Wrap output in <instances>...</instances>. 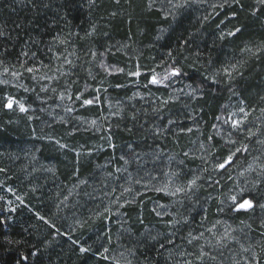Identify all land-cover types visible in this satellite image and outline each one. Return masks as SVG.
Listing matches in <instances>:
<instances>
[{
  "label": "trees",
  "instance_id": "1",
  "mask_svg": "<svg viewBox=\"0 0 264 264\" xmlns=\"http://www.w3.org/2000/svg\"><path fill=\"white\" fill-rule=\"evenodd\" d=\"M0 32V191L21 200L0 204V264H110L93 253L111 185L128 195L130 175L171 215L156 225L143 206L148 230L111 237L133 264H264V4L0 0ZM7 95L27 110L4 107ZM235 99L237 129L225 122ZM102 106L119 110L106 140L83 127ZM75 220L87 252L65 235L79 241Z\"/></svg>",
  "mask_w": 264,
  "mask_h": 264
},
{
  "label": "rangeland",
  "instance_id": "2",
  "mask_svg": "<svg viewBox=\"0 0 264 264\" xmlns=\"http://www.w3.org/2000/svg\"><path fill=\"white\" fill-rule=\"evenodd\" d=\"M50 82H54V80H50ZM20 88L16 87V91H19ZM48 88H46V91ZM137 89L134 91L135 95L141 96L142 94L139 93ZM49 93H47L48 95ZM50 95V94H49ZM9 95L6 96L8 98ZM145 98L148 101L151 102H157L158 105V96L152 95V94H146ZM243 107L245 109V105L237 99L233 100L230 105H228V123L231 124L230 122V117L231 119H236V120H243L244 118V113H241L239 109ZM16 106L12 109L13 112L18 111L15 109ZM119 116V110L118 107L115 106H102L101 109L99 110V119L95 120V123L93 121H88L87 124L84 127L85 130L88 131H93L92 135L95 137L96 135H99V140H106V135L103 130L105 128L103 124L105 123V120L108 122H114ZM58 146L62 147L64 146L63 142L57 143ZM65 149V148H63ZM62 149V150H63ZM80 148H74V151L76 154L80 152ZM125 159V158H124ZM124 159L122 161H124ZM107 161V160H105ZM107 169L110 168V166L113 167L114 172H118V163H110L108 161L107 164H104ZM109 165V166H108ZM114 180V179H112ZM130 181H133L132 186L129 188L130 191L128 195L126 196H120L122 193H118L120 189L124 188V186L120 187L119 189H115L113 185H111V191L109 193V197L107 200H112L114 203L109 206L108 213L104 220L101 222L103 224V230L101 234L99 235L98 238V246H99V253H93L95 257H100L106 262H109L110 264H133L131 255L129 254H122L120 253L116 248H113L115 245L113 243L116 241L111 238L112 236H116L118 231L119 232H126V233H132L131 227L138 226H145V229H149V224L147 222H144L145 216H147V213L145 212L146 207H148L151 211H148L149 217L151 221L155 222L156 225H159V223H164L165 221H169L171 218V215H168L169 208L167 209L166 204L162 203L160 199H165V197H155L152 196L151 194L147 193V188L144 189V183H141L138 178H136L134 175H130L129 179ZM137 180V181H136ZM2 184L0 183V186ZM189 186V185H188ZM4 187V193L0 191V204L5 203L6 206L12 204L15 202V200H19V197L16 195L15 191L12 190L8 186H3ZM179 188H182L178 186ZM174 188V191L176 192V189ZM192 187V186H191ZM191 187H188L187 189H183L181 192H176L177 196L186 194L191 190ZM156 189H161L160 186H158V183L156 184V188L153 189L157 191ZM163 190H166V188H163ZM171 193V191H170ZM120 194V195H119ZM153 199L150 201L148 198ZM22 203V202H21ZM66 203V201H65ZM67 206V203H66ZM106 206V207H107ZM142 210L141 208H143ZM172 217H175L172 215ZM75 223H71V225L68 226V229L70 232H77V237L79 238V241L76 239H73L72 236L68 233H66V237H68L69 241L78 245L79 248L84 247L80 242L84 240V231L81 230L82 228V221L81 220H75ZM96 222V221H95ZM93 222L91 225L95 224ZM147 225V226H146ZM158 229V228H157ZM106 236V238H105ZM102 238V239H101ZM88 249V248H87ZM107 249L105 252L104 250ZM116 250V251H115ZM81 252V251H80ZM103 252L104 256L107 257V259L103 258L100 253Z\"/></svg>",
  "mask_w": 264,
  "mask_h": 264
},
{
  "label": "snow or ice",
  "instance_id": "3",
  "mask_svg": "<svg viewBox=\"0 0 264 264\" xmlns=\"http://www.w3.org/2000/svg\"><path fill=\"white\" fill-rule=\"evenodd\" d=\"M259 2L262 3V4H264V0H259ZM237 31H239V29H237ZM2 35H3V32H0V36H2ZM228 35H233V33H232V32H229ZM258 51H259V49H258ZM93 55H95V53H93ZM27 71H28V72H32L33 69L28 68ZM171 73H172L173 75H175V74L177 73V70H176V69H172V70H171ZM13 75H16V74L13 73ZM132 75H139V73H138V72H137V73H132ZM159 82H161V81H159L155 76H153V78H152V83H159ZM80 98H81L80 95H78V96H77V99H80ZM83 103L86 104V105H87V104H92V103H93V100H87V99H86V100L83 101ZM14 104H16V105L19 107V110H20L21 112H25V111L27 110L26 107H25V104H24V103H21V102H19V101H16V100H14L12 97H8V98H7V103L4 104V107H6V108H12ZM68 111H71V109H68ZM239 111H240L241 113H244L245 117L247 116V113L245 112V109H244L243 107H241V108L239 109ZM217 119H220V118L218 117ZM225 122L227 123L228 121H225ZM230 122H231L232 127H233L234 129H237V128H239L240 124H241L243 121H241V120H236V119H231V117H230ZM93 123H95V121H93ZM188 131H191V129H188ZM250 134H251V133H250ZM210 139H211V137H210ZM233 143H234V141H233ZM245 148H246V146H245ZM240 150H241V149L237 148V149H236V152H239ZM235 154H236L235 152L229 154V155L227 156V158H225V159L223 160L222 163H219V164L215 165V167L218 168V169H224L226 165H229V164L232 162V160H233V156H234ZM196 179H198V177H197V178H194V179H192V180H190V181H188V185H189V187H191V186H193V185L196 184ZM156 190H157V191H161V189H156ZM126 191H129V190L126 189ZM181 191H183L182 188H179V187H178V188L176 189V192H181ZM243 191H244V190L241 189V193H242ZM229 199H230V200L233 202V204L235 205L236 210H240V209H249V208H252V207H253V203H252V201H251L250 199L243 198L242 196H241V197H238L237 195H232V196L229 197ZM241 200H242V202H240ZM261 207H264V205H262ZM105 211H107V209H105ZM40 219H43V217H40ZM53 227H55V226L53 225ZM226 235H227V233H226ZM89 250H90V249H87V248H84V247H81V248H80V251H81V252H87V251H89ZM104 251L106 252L107 249H105ZM100 255H101L103 258L107 259V257L104 256L103 252H101ZM205 255H206V253H204L203 251H201L200 256L198 257V259L203 258ZM212 259H214V257H212ZM189 264H190V262H189Z\"/></svg>",
  "mask_w": 264,
  "mask_h": 264
}]
</instances>
